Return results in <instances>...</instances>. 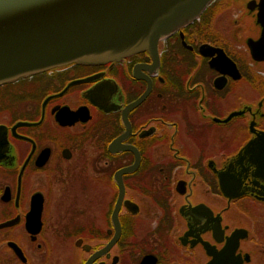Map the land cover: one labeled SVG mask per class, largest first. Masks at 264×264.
I'll list each match as a JSON object with an SVG mask.
<instances>
[{"label": "flooded vegetation", "instance_id": "af4514ba", "mask_svg": "<svg viewBox=\"0 0 264 264\" xmlns=\"http://www.w3.org/2000/svg\"><path fill=\"white\" fill-rule=\"evenodd\" d=\"M263 10L0 91V264H264Z\"/></svg>", "mask_w": 264, "mask_h": 264}, {"label": "water", "instance_id": "95a60500", "mask_svg": "<svg viewBox=\"0 0 264 264\" xmlns=\"http://www.w3.org/2000/svg\"><path fill=\"white\" fill-rule=\"evenodd\" d=\"M211 1L0 0V85L73 63L154 53Z\"/></svg>", "mask_w": 264, "mask_h": 264}, {"label": "trees", "instance_id": "16d2710c", "mask_svg": "<svg viewBox=\"0 0 264 264\" xmlns=\"http://www.w3.org/2000/svg\"><path fill=\"white\" fill-rule=\"evenodd\" d=\"M38 75H40V74H38ZM16 83H18V82H16ZM16 83H8V84H5V85H2V86H0V91H6L7 93H9L14 88V86H16ZM11 99H12V97L8 96V98H6V100H4V99L0 100V104H2V105L6 104V103L10 104L11 103Z\"/></svg>", "mask_w": 264, "mask_h": 264}]
</instances>
